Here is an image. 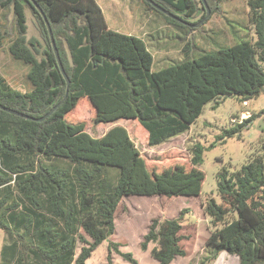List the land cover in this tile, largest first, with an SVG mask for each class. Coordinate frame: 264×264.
Listing matches in <instances>:
<instances>
[{"label":"trees","instance_id":"16d2710c","mask_svg":"<svg viewBox=\"0 0 264 264\" xmlns=\"http://www.w3.org/2000/svg\"><path fill=\"white\" fill-rule=\"evenodd\" d=\"M36 1L50 22L71 83L65 100L43 121L0 108V227L7 235L0 264H87L92 252L116 233V212L124 197L199 196L204 148L194 145L190 166L150 164L125 126L116 124L96 137L72 111L82 101L89 103L93 128L137 120L148 132L149 145L156 147L186 133L212 100L234 96L247 106L264 94V0H247L255 38L159 70H153L154 56L145 40L111 29L96 0ZM153 1L182 21L206 17L202 0ZM222 1L206 0L211 14L222 11ZM143 2L169 23L185 26ZM28 7L43 44L27 37ZM0 9H13L8 52L29 66L31 84L21 91L0 74V104L40 118L62 101L67 89L47 26L29 0H0ZM255 116L234 125L228 135ZM218 192L219 201L208 197L203 204L213 230L206 242L209 254L198 264H212L222 251L238 256L240 264H264V135L261 151L241 168L220 170ZM189 211L154 218L149 225L141 248L149 249L158 264L186 256L182 220ZM78 242L86 245L76 255ZM108 244L107 264H113V251L138 264L132 252L120 249L121 243Z\"/></svg>","mask_w":264,"mask_h":264},{"label":"rangeland","instance_id":"374dc122","mask_svg":"<svg viewBox=\"0 0 264 264\" xmlns=\"http://www.w3.org/2000/svg\"><path fill=\"white\" fill-rule=\"evenodd\" d=\"M101 6L108 26L119 32L132 34L145 40L154 56L153 70H159L184 60L187 56L216 50L220 46H229L241 39L255 38L254 29L249 22L247 0H223L221 12L213 13L205 19L201 15L180 20L185 26L169 23L165 16L150 9L143 0H96ZM27 37L43 44L44 39L32 10L26 9ZM182 15V14H181ZM201 18V19H200ZM13 9H0V74L21 91L31 88L27 78L29 66L14 60L8 52L6 31L14 32ZM188 47L187 49L185 47ZM189 53V54H188ZM218 104V105H217ZM216 105V107H215ZM246 112L242 118V114ZM253 113L256 116L240 131L229 136L227 130L234 125L244 123ZM93 109L89 103L80 102L71 116L84 121L86 131L100 137L112 126H125L150 164L183 163L190 166L191 149L196 143L204 148L203 184L199 196H127L124 197L116 212V233L109 240L121 243L120 249L132 252L138 264H158L151 257L149 249L141 248V241L154 218H174L184 208H190L183 222V245L186 256H177L171 264H198L209 254L206 242L213 230L210 218L206 216L203 204L208 197L220 200L218 192V174L223 167L236 170L242 167L251 156L261 151V138L264 135V94L249 100L247 106L234 96H226L208 102L200 117L190 129L162 145L152 147L148 143V132L137 120L121 119L117 123L99 124L92 127ZM90 241V237L86 235ZM108 241L99 245L87 260V264H107ZM7 242V235L0 227V252ZM83 244L78 242L76 255ZM152 244H149V248ZM113 264H131L114 252ZM1 261V254H0ZM212 264H240L239 258L222 251Z\"/></svg>","mask_w":264,"mask_h":264},{"label":"water","instance_id":"95a60500","mask_svg":"<svg viewBox=\"0 0 264 264\" xmlns=\"http://www.w3.org/2000/svg\"><path fill=\"white\" fill-rule=\"evenodd\" d=\"M35 7L36 9L38 10V12L41 14V16L43 17L44 21H45V24L47 26V29H48V32H49V36H50V40H51V44H52V47H53V50L55 52V55L57 57V61H58V64L60 66V69L63 73V76L64 78L66 79V82H67V89H66V93L62 99V101L60 103H58L56 106H54L47 114H45L44 116L40 117V118H35L33 116H30L28 114H25V113H22V112H19L15 109H12V108H9V107H6L2 104H0V108L3 109V110H6L12 114H15V115H19L21 117H24V118H29V119H34L36 121H43L45 119H47L57 108L58 106L65 100V98L67 97V94H68V90H69V86H70V78L69 76L67 75L65 69H64V66H63V63H62V60L60 58V54H59V50H58V47L56 45V42H55V38H54V34H53V31H52V28H51V25H50V22L45 14V12L43 11L42 7L39 5V3L36 1V0H29ZM147 2L151 3L154 7H156L157 9L163 11L164 13L178 19V20H181L178 16H176L175 14H173L172 12L166 10L164 7H162L161 5H159L158 3H156L155 1L153 0H146ZM204 5H205V8H206V17L205 19L210 15L211 13V10H210V7L209 5L207 4L206 0H202Z\"/></svg>","mask_w":264,"mask_h":264},{"label":"built area","instance_id":"2783aa9c","mask_svg":"<svg viewBox=\"0 0 264 264\" xmlns=\"http://www.w3.org/2000/svg\"><path fill=\"white\" fill-rule=\"evenodd\" d=\"M245 114H247L246 112H244L241 116H242V118H243V116H245Z\"/></svg>","mask_w":264,"mask_h":264},{"label":"crops","instance_id":"0c3cea01","mask_svg":"<svg viewBox=\"0 0 264 264\" xmlns=\"http://www.w3.org/2000/svg\"><path fill=\"white\" fill-rule=\"evenodd\" d=\"M125 120H131V119H125ZM152 244V243H151ZM152 246H153V244H152ZM152 246L150 247V249L152 248Z\"/></svg>","mask_w":264,"mask_h":264}]
</instances>
